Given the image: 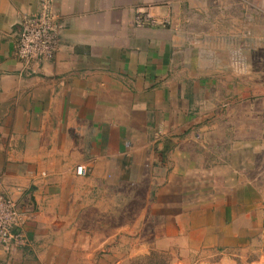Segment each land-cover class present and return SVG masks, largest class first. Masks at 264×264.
Instances as JSON below:
<instances>
[{
	"label": "crops",
	"instance_id": "crops-1",
	"mask_svg": "<svg viewBox=\"0 0 264 264\" xmlns=\"http://www.w3.org/2000/svg\"><path fill=\"white\" fill-rule=\"evenodd\" d=\"M52 1L60 47L28 74L15 47L39 0H0V192L24 214L27 240L0 264H26V248L69 224L85 234L107 222L110 190L120 224L148 192L142 206L167 245L182 239L184 264H264V0L211 12L183 0V28L135 27L146 6L177 20L169 0ZM194 23L211 37L190 49Z\"/></svg>",
	"mask_w": 264,
	"mask_h": 264
},
{
	"label": "rangeland",
	"instance_id": "rangeland-1",
	"mask_svg": "<svg viewBox=\"0 0 264 264\" xmlns=\"http://www.w3.org/2000/svg\"><path fill=\"white\" fill-rule=\"evenodd\" d=\"M193 2H196V0H193ZM259 4V0L251 2L252 6L258 7ZM201 5L205 10L207 9L211 12L212 7L215 9L214 7L226 6L227 0H218V2L217 0H203ZM163 6L170 8V10L173 7L179 12L177 20L172 12V18L170 14H166L164 19L157 18L150 13L152 6L138 8L133 20L138 12H147L154 18L156 25L144 27L163 25L167 28L170 23L175 21V25L183 28V0H169ZM199 6L200 2L197 0V3L190 8L199 9ZM204 18L207 21L211 20L210 16H204ZM197 28L199 29V26ZM186 32L189 38L193 40L191 41L192 43L187 44L190 49L195 48L196 40L210 39L211 37L210 30L197 31L195 23L184 33ZM180 33L183 36V33ZM243 43V40L235 39L236 49L234 50V56L237 57V62L242 60ZM153 193L155 194L156 192H149L150 199L153 198ZM147 194L148 192L141 191L138 200H129L134 204L141 202L140 207L134 206L133 214L125 217V221L120 224L116 220L117 216L115 214L119 206V199L115 197L116 192L108 191L107 222L91 223V228L85 234L79 231L81 227L72 229L73 223L55 232L54 235L40 237L34 242L32 251V247L26 248L24 251L28 253L26 264H184L183 247L185 245H183L182 239L175 238L176 240H173L172 244L167 245L164 239H161L164 235V222L158 219L159 216H156V218L152 217L151 205L149 207L142 206L146 205V202L154 203L150 200L146 201L145 195ZM129 209L131 210L132 207L130 206ZM162 211L163 208H160L157 212ZM104 230H107L106 236ZM82 249L86 250L88 254H79L78 252ZM20 250L22 248L12 253H6V255L16 254ZM185 257L186 264H205V260H207V255ZM11 262L23 264L19 260L14 262L11 259Z\"/></svg>",
	"mask_w": 264,
	"mask_h": 264
},
{
	"label": "built area",
	"instance_id": "built-area-1",
	"mask_svg": "<svg viewBox=\"0 0 264 264\" xmlns=\"http://www.w3.org/2000/svg\"><path fill=\"white\" fill-rule=\"evenodd\" d=\"M39 10L31 16H23L20 23L15 57L22 71L35 73L40 64L51 61L60 47L62 26L52 0H39ZM133 23L135 27L154 26L151 14L138 12ZM83 166H77L78 176L85 174ZM26 218L17 206L10 192H0V254H8L23 248L26 243Z\"/></svg>",
	"mask_w": 264,
	"mask_h": 264
}]
</instances>
